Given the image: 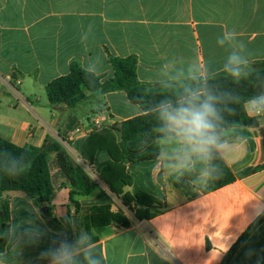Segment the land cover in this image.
<instances>
[{
	"label": "crops",
	"instance_id": "0c3cea01",
	"mask_svg": "<svg viewBox=\"0 0 264 264\" xmlns=\"http://www.w3.org/2000/svg\"><path fill=\"white\" fill-rule=\"evenodd\" d=\"M225 29L246 44L254 66L264 67V0H0V137L35 148L55 138L98 183L90 195L76 198L77 207L57 156L51 155L49 206L59 229L42 216L32 195L7 193L8 228L17 230L9 231L0 254L5 264H47L39 259L43 249L61 236L73 239L86 230L91 210L107 205L131 220L125 229H91L107 264H223L230 254L228 264H264V118L250 130L253 144L247 139L244 153L227 163L235 180L211 192L196 172L169 170L161 152L153 160L127 163L132 185L126 191L161 204L150 219L140 220L98 177L111 160L108 151H98L92 165L83 153L95 130L119 129L143 109L125 91L91 96L72 109L52 107L46 92L73 65L104 83L115 76L112 61L130 57L147 87L162 86L176 65L194 57L201 64L207 59L208 71L218 75L230 51L216 44ZM32 224L43 234L36 243L26 239Z\"/></svg>",
	"mask_w": 264,
	"mask_h": 264
},
{
	"label": "trees",
	"instance_id": "16d2710c",
	"mask_svg": "<svg viewBox=\"0 0 264 264\" xmlns=\"http://www.w3.org/2000/svg\"><path fill=\"white\" fill-rule=\"evenodd\" d=\"M115 76L113 79L102 82L94 73L73 65L71 72L50 82L46 87L47 96L52 107L66 105L75 108L79 103L88 100L91 96L106 94L113 91H125L131 103L139 105L145 112L143 115L130 119L121 125V128L97 129L85 142L83 159L92 165L94 156L98 151H108L111 160L101 166L99 178L109 187L122 203L123 207L134 213L135 217L150 219L157 213L160 202L144 193L133 196L126 191L132 185V179L127 172L126 164L153 160L161 152L160 140L156 137V120L152 109L165 95H172L175 88L165 89L163 86L147 87L140 83L137 76V60L134 57L127 59H114L112 61ZM252 77L236 83L223 72L212 76L210 86L218 94L230 93L239 97L240 101L249 96L264 91V67L254 66ZM222 108L225 105H221ZM227 107L232 112L224 111L225 127L232 129L247 137L253 144L251 129L258 128L256 118H250L240 103H229ZM117 133L121 134L118 139ZM7 151L16 155L23 154L28 161L27 170L16 177H9L0 172V254L4 253V246L9 237V192L29 193L38 203L42 216L48 219L51 226L59 229L60 225L50 208V200L54 192L49 162L51 155L56 154L58 164L66 175L72 191L70 200L77 207V197H86L94 192L98 183L87 173L85 168L78 164L71 153L55 138H48L42 148L31 146L19 147L0 137V151ZM7 163V158L4 159ZM264 169V166L261 167ZM257 169L249 170L255 172ZM235 180L228 165H222V174L208 182L205 192L222 188ZM151 210L153 212H151ZM86 230L103 229L109 226L129 228L131 220L124 210L113 211L111 205L95 207L91 214L85 218ZM245 238V237H244ZM97 239H93L95 242ZM231 254L224 260L228 264Z\"/></svg>",
	"mask_w": 264,
	"mask_h": 264
},
{
	"label": "clouds",
	"instance_id": "9594fccd",
	"mask_svg": "<svg viewBox=\"0 0 264 264\" xmlns=\"http://www.w3.org/2000/svg\"><path fill=\"white\" fill-rule=\"evenodd\" d=\"M220 48H230L220 67L227 77L239 83L255 72L246 44L238 34L225 29L217 37ZM212 74L208 61L201 64L198 57L176 65L169 73V80L162 82L165 89L175 88L172 95H165L152 109L156 120L155 134L162 142L161 155L169 170L178 174L196 172L199 182L207 184L222 174V165L240 157L247 137L225 127L224 111L232 112L229 103H240L250 118H264V91L240 101L230 93L218 94L210 86ZM221 105H225L224 108ZM7 158V163L4 159ZM27 158L0 151V172L9 177L23 174L28 168ZM163 167V165H162ZM19 227H24L20 225ZM26 237L36 243L43 235L39 228L28 225ZM11 228L9 231H16ZM39 259L47 264H107L105 255L94 244L87 230L80 229L73 239L61 236L39 253ZM0 264L5 261L0 258Z\"/></svg>",
	"mask_w": 264,
	"mask_h": 264
},
{
	"label": "built area",
	"instance_id": "2783aa9c",
	"mask_svg": "<svg viewBox=\"0 0 264 264\" xmlns=\"http://www.w3.org/2000/svg\"><path fill=\"white\" fill-rule=\"evenodd\" d=\"M257 119V118H256Z\"/></svg>",
	"mask_w": 264,
	"mask_h": 264
}]
</instances>
